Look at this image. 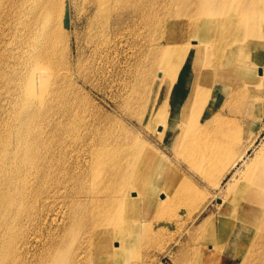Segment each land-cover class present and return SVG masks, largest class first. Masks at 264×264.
Instances as JSON below:
<instances>
[{
	"label": "bare ground",
	"instance_id": "6f19581e",
	"mask_svg": "<svg viewBox=\"0 0 264 264\" xmlns=\"http://www.w3.org/2000/svg\"><path fill=\"white\" fill-rule=\"evenodd\" d=\"M256 2V14L248 16L244 12L242 32L232 34L220 31L230 25V17L219 18L220 13L207 5L208 0H201L197 21L185 32L160 41L162 53L152 82L148 81L145 88L139 85L136 99L130 100L134 102L130 113L146 129L167 140L177 159L188 161L216 187L244 160L264 131V101L261 104L259 96L250 100L242 126L240 121L226 124L213 109L204 116L219 88V92L230 89L234 84L230 76L239 70L253 74V91L264 88V65L252 64L256 61L249 55L255 47L264 46V0ZM39 3L42 11L52 7L49 0ZM144 7L140 4L132 14L145 15ZM230 13H234V6ZM33 16L37 17L36 10ZM42 21L44 28L39 35H46L49 23ZM206 45L211 60L201 67ZM247 64L254 68L246 71ZM28 90L32 94L31 84ZM258 105L261 112L257 115L254 110ZM44 116L42 133L20 139L9 150L6 142L0 156V264H57L64 244L73 240V228L80 240L71 264H85L88 258L98 264H127L129 247L143 226L146 237L151 228L171 224L178 207L189 199L194 209L205 204L200 197L196 201L193 181L167 166L139 139L134 141L132 137V144L122 137L126 134L113 136L110 128L99 126L96 138L88 122L66 115L60 119L59 112L51 107ZM78 124L89 129L86 135L76 133ZM212 134L222 142L212 139ZM262 138L218 198L219 215L208 223L213 229L207 228L203 242L194 247L198 264H232L230 258L235 252L241 253L234 246L240 240L260 244V264H264ZM73 152L88 156L93 164L92 176L101 179L99 184H86L87 174L77 170V162L68 160ZM49 221L55 226L41 234ZM155 233L159 234L157 230ZM207 242L211 244L202 245Z\"/></svg>",
	"mask_w": 264,
	"mask_h": 264
},
{
	"label": "rangeland",
	"instance_id": "374dc122",
	"mask_svg": "<svg viewBox=\"0 0 264 264\" xmlns=\"http://www.w3.org/2000/svg\"><path fill=\"white\" fill-rule=\"evenodd\" d=\"M39 1L0 0V156L6 142H9V150L17 146L20 139L42 133L41 121L50 107L59 112L60 119L66 115L88 122L96 138L99 126L100 129L110 128L113 136L126 134L122 137L132 144V137L134 141L139 139L161 156L167 166L175 167L184 178L193 181L196 201L200 197L205 204L194 209L193 200L189 199L178 207L171 224L151 228L146 237L143 226L129 247L127 264H198L194 247L198 246L197 242H203L207 228L213 229L208 223L219 215L217 199L224 195L228 181L263 141L264 131L244 160L228 171L221 185L216 187L202 178L188 161L177 159L167 140L146 129L129 109L139 85L145 88L148 81L152 82L162 53L160 41L189 29L200 16L201 0H49L52 7L44 11ZM140 4H145V15L132 14ZM207 5L220 13L219 18L230 17V25L220 31L232 34L243 30L241 15L244 12H248V16L255 15L257 9L256 0H208ZM232 6L233 14L230 13ZM35 10L37 17L33 16ZM42 19L49 23L46 35H39L44 28ZM208 46L202 52L201 67L211 60ZM249 55L255 58L252 64L264 65V46L255 47ZM252 64H247L248 70H245L254 68ZM230 78L234 80L233 86L226 92H219V88L220 94L213 97L204 116H209L213 109L226 124L240 121L242 126L250 100L259 96V102L264 101V88L253 91L256 86L252 84L253 74L244 70ZM29 84L33 86L32 94ZM258 108L259 105L254 110L257 115L261 112ZM88 128L78 124L75 131L86 135ZM211 138L222 142L214 134ZM22 153L21 150L20 156ZM68 160L77 162V170L87 174V185L99 184L101 179L92 176L94 169L88 156L73 152ZM58 213L59 221L61 211ZM54 226L55 222L49 221L42 227L41 234ZM72 234L73 240L64 244L57 264L73 261L79 245L76 228L72 229ZM238 243L234 246L240 248L241 253L235 252L230 258L232 264L262 262L260 244L248 240ZM249 253L254 254L248 257ZM85 264L98 263L88 258Z\"/></svg>",
	"mask_w": 264,
	"mask_h": 264
},
{
	"label": "water",
	"instance_id": "95a60500",
	"mask_svg": "<svg viewBox=\"0 0 264 264\" xmlns=\"http://www.w3.org/2000/svg\"><path fill=\"white\" fill-rule=\"evenodd\" d=\"M217 201L219 202V201H220V199H217Z\"/></svg>",
	"mask_w": 264,
	"mask_h": 264
}]
</instances>
